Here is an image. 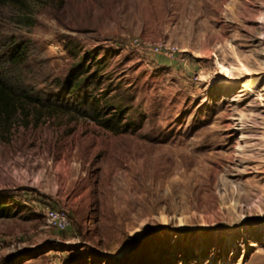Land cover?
Segmentation results:
<instances>
[{"label": "rangeland", "instance_id": "1", "mask_svg": "<svg viewBox=\"0 0 264 264\" xmlns=\"http://www.w3.org/2000/svg\"><path fill=\"white\" fill-rule=\"evenodd\" d=\"M0 73V264H264V0L0 4Z\"/></svg>", "mask_w": 264, "mask_h": 264}, {"label": "trees", "instance_id": "2", "mask_svg": "<svg viewBox=\"0 0 264 264\" xmlns=\"http://www.w3.org/2000/svg\"><path fill=\"white\" fill-rule=\"evenodd\" d=\"M24 3V0H0V4H18L21 5ZM27 51L28 46L25 43L18 44L14 51L11 53H7V56H3L1 58H8L13 65H21L27 59ZM9 52V51H7ZM79 85L80 83L77 82ZM32 89H28L26 86L22 85L21 87H16L15 85L11 84L8 78L4 77L2 73H0V127H10V119L25 109V103L27 102H35L33 96ZM92 106H96L93 103ZM96 114V120L103 126H108L105 123L99 121ZM2 213H0L1 215Z\"/></svg>", "mask_w": 264, "mask_h": 264}, {"label": "built area", "instance_id": "3", "mask_svg": "<svg viewBox=\"0 0 264 264\" xmlns=\"http://www.w3.org/2000/svg\"><path fill=\"white\" fill-rule=\"evenodd\" d=\"M173 52H175V50ZM43 215L47 225L53 229L63 231L70 226L71 219L66 210L47 206L44 208Z\"/></svg>", "mask_w": 264, "mask_h": 264}]
</instances>
